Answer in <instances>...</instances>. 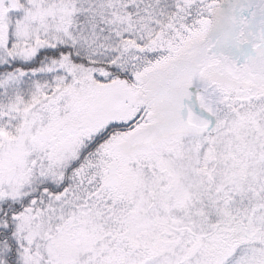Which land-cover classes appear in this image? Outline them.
Masks as SVG:
<instances>
[{"label": "snow or ice", "instance_id": "1", "mask_svg": "<svg viewBox=\"0 0 264 264\" xmlns=\"http://www.w3.org/2000/svg\"><path fill=\"white\" fill-rule=\"evenodd\" d=\"M0 264H264V0H0Z\"/></svg>", "mask_w": 264, "mask_h": 264}]
</instances>
